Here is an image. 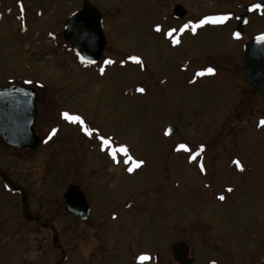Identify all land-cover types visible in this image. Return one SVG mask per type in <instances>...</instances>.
Returning a JSON list of instances; mask_svg holds the SVG:
<instances>
[{
  "label": "rangeland",
  "instance_id": "1",
  "mask_svg": "<svg viewBox=\"0 0 264 264\" xmlns=\"http://www.w3.org/2000/svg\"><path fill=\"white\" fill-rule=\"evenodd\" d=\"M84 1L40 0L41 18L27 33L15 21L0 24V88L25 84L38 91L35 130L43 140L35 151L0 142V264H56L62 258L47 250V238L37 246L33 224H23V199L32 212L53 216L65 230L63 250L82 245L76 236L81 222L67 211L70 185L85 190L96 205L99 218L90 221L89 230L101 224L112 236L117 225L111 218L112 199L133 194L137 205H153V214L164 200L163 210H157L164 217L153 215L151 232L199 221L205 234L197 246L203 264L215 259L216 250L235 252L239 262L248 255L254 259L264 248V95L245 80L243 49L264 35V13L248 14L243 39L236 37L235 27L247 6L264 0H88L102 13L107 40L103 61L93 66L83 65L61 40L65 21ZM177 5L187 11L183 19L173 17ZM217 15L229 19L202 26L195 34L185 29L178 37L185 23ZM170 29H177L173 37L179 44L166 35ZM134 56L143 63L131 61ZM108 59L115 63L105 64ZM208 62L215 64L216 73L197 75ZM63 112L81 116L94 130L93 138L79 124L65 121ZM171 127L175 131L169 134ZM99 136L110 139L112 147H127L128 156L118 152L114 161L101 150ZM179 144L187 150H177ZM200 147L207 149L200 159L207 166L204 172L192 158ZM235 156L243 171L233 163ZM140 160L144 164L137 168ZM146 219L124 220L118 229H146ZM142 246L150 249L152 244Z\"/></svg>",
  "mask_w": 264,
  "mask_h": 264
},
{
  "label": "flooded vegetation",
  "instance_id": "2",
  "mask_svg": "<svg viewBox=\"0 0 264 264\" xmlns=\"http://www.w3.org/2000/svg\"><path fill=\"white\" fill-rule=\"evenodd\" d=\"M22 8L23 10H21ZM80 10H82V8ZM41 11L40 0H0V24L3 25L8 20L15 21L18 23L21 33H27L30 31L33 25L38 23V20L41 18ZM79 11H77L76 13H78ZM33 12L34 17L31 19L30 16H32L31 14ZM177 34L179 37H181L186 34V32L185 30L183 32L178 30ZM239 38L243 39L244 34ZM61 40L64 45L68 47V51H73L77 58H79L77 55L78 52L74 51L71 45L64 40V27L61 34ZM50 41H56V37H50ZM208 61H210V59H208ZM209 67L215 69L216 73L217 69L215 67V64L210 62H208L207 65L205 64L199 67L198 71L199 73L204 72L205 75L203 76L211 77L213 75L207 74L206 71ZM22 85L29 87L25 84ZM251 89L256 92L253 88ZM36 97V106L38 110V104H40V96L37 90ZM0 142L6 145V143L1 138ZM6 146L9 147L8 145ZM9 148L16 149L12 147ZM201 148L202 147L194 150L192 157H195V159L193 160L202 163L205 170H207V166L205 165V163L203 161H200V159H202L203 157V153L207 149L203 148L204 150L201 152ZM239 159V157L235 156L233 157L232 161H234L233 163H235V161H239ZM235 166L237 167L236 163ZM16 187L20 189V187H18L17 185ZM16 187H10L9 189L15 191L17 190ZM80 189L84 193L86 202L88 203L90 208V212L86 220L80 219L78 216L70 214L81 222L83 229L79 233L76 232V236L81 238L82 245L80 247H76L75 245L74 247H69L66 250H63V246L60 242L61 235L63 234L62 232H65V230L62 227L58 226L56 219L53 216H51L49 219H45L46 217L44 215L36 213V211L32 212L31 208L26 204L27 200L23 199L25 216V222H23V224L25 225V227L31 226V224H33L30 231H32L33 237L37 239V246L41 245L39 243L40 240L42 241L46 238L49 239V244L46 245L47 250L58 251V254L62 255V258L56 264H68V262H70L72 259L76 261L75 264H203L200 261L199 252L197 251L198 247H201V236H205V234L201 235L198 225L196 224V222L199 221H194L192 224L187 225L185 228L177 230L170 231L169 229H161L157 232H151L149 231V227H151L152 225L153 215H159L161 219L162 217H164L163 214L157 213L158 209H160V211L163 210L162 202L164 200H159L156 203L155 214H153L151 212L153 209V205L149 203L137 205L131 192L127 196L132 194V197L123 198L122 200L115 198L112 199L114 205L112 211L114 212L112 213L111 218L117 225L116 230H114L113 232V235L110 236L109 230L100 229L101 224L98 225L94 230L88 229L90 221L97 220L99 218V215L96 214V205H94L90 201L87 192L82 188ZM208 190L210 192L212 191V189ZM22 195L27 196V192H24ZM140 208H143V210ZM137 212L146 213L136 214ZM139 215H144L146 216V218H148L143 224L146 229H140L139 231L118 229L121 228L122 221L128 220L133 223V221L138 220ZM63 226L68 225L64 223ZM19 228L18 230H20ZM70 231L72 230H69V232ZM244 242L248 243V239H244ZM144 243H151L152 246L150 247V249H143L145 248L142 246ZM136 244L141 245V247L137 248L135 246ZM212 248V250H214V247ZM38 249L41 250L40 248ZM257 252L258 253L257 255H255L254 259H252V255H248L246 256V260L239 262L235 260V252L233 253V255H231L229 252L218 254V251L216 250V253L213 251V254L215 256L213 258L215 259H211L204 264H226L220 262L219 257L221 256L229 257L230 261L228 262V264H264V248ZM142 256L147 257L148 259L141 260Z\"/></svg>",
  "mask_w": 264,
  "mask_h": 264
},
{
  "label": "water",
  "instance_id": "3",
  "mask_svg": "<svg viewBox=\"0 0 264 264\" xmlns=\"http://www.w3.org/2000/svg\"><path fill=\"white\" fill-rule=\"evenodd\" d=\"M255 4L264 6V3L249 5L245 9V15L237 18L239 24L236 33L239 32L240 36L248 22V13L254 11L252 8ZM186 15L187 11L183 6L175 7V18L183 19ZM257 37L244 46L243 73L246 82L259 94L264 95V54L260 52L264 49V44L258 43ZM64 40L86 59L94 61L93 63L99 62L107 45L100 11L85 1L83 9L66 21ZM17 89L20 91H16ZM25 92L28 95H23ZM36 102L34 89L21 85L0 89V138L9 147L35 151L41 145V139L34 129L37 119ZM173 131L175 127L169 129V133ZM65 200L69 214L87 219L90 208L79 186H70L66 191Z\"/></svg>",
  "mask_w": 264,
  "mask_h": 264
},
{
  "label": "snow or ice",
  "instance_id": "4",
  "mask_svg": "<svg viewBox=\"0 0 264 264\" xmlns=\"http://www.w3.org/2000/svg\"><path fill=\"white\" fill-rule=\"evenodd\" d=\"M257 9H260L262 11V13H264V6H262L261 4H255L252 8V10H257ZM23 10V8L21 9ZM229 19V16L228 15H217V16H205L203 19L199 20L197 23H192V22H188V23H185L183 25V27L181 29H179V31L183 32L185 29H190L192 31L193 34L196 33L197 29L201 28L202 26H205V25H217V24H222L224 22H226L227 20ZM155 31L156 32H160L161 31V26L159 24L156 25V28H155ZM177 31V29H170L166 35L170 38H172V44L173 45H177L179 44V40L174 38L173 37V33H175ZM236 37L239 38L240 36V33L237 32L236 34ZM257 42L260 43V44H264V35H261V36H258L256 38ZM261 54H264V49H261L260 50ZM81 63H86V64H90V63H93L94 61H91V60H88L86 59L84 56L80 55V53L78 52L77 53ZM131 59L138 63V64H142L143 61L141 60V58L139 57H131ZM105 64H113L115 63V61L111 60V59H108V60H105L104 61ZM207 74L209 75H214L215 74V69L209 67L207 68ZM104 72V69H101V73L103 74ZM197 75L199 76H203L205 75L204 72H200V73H197ZM25 83H28V84H31L32 81H25ZM16 91H20V89H17ZM138 91L140 92H144L145 89L143 88H140L138 89ZM23 95H28V93H23ZM62 117L65 121L69 122V123H74V124H79L81 126V129L82 131L84 132V134L86 136H88L89 138H93V134H94V130L92 128H90L86 123L85 121L82 119L81 116L79 115H70L68 112H63L62 113ZM260 126H264V119H262L260 121ZM57 132L56 129H53L52 130V135H55ZM52 137L49 136V139H51ZM99 140H100V147H101V150L102 151H106L108 155L111 156V158L115 161L116 160V156H117V153H123L124 156H128V153H129V150L127 147L121 145L119 146L118 148L116 147H112V144L113 142L104 137V136H99ZM47 142V141H45ZM110 149V151H108ZM177 150H187V146L185 144H179L178 147H177ZM203 147L201 148V152L203 151ZM193 159H195V157H192ZM237 167L239 168V170L243 171V165L240 164L239 161H235ZM144 164V161L140 160V161H137L136 162V167L139 168L140 166H142ZM129 172H132L133 171V168H128L127 169ZM200 170L202 172L205 171V168H204V165L201 163L200 164ZM229 192L232 191L231 188L228 189ZM219 199L220 200H224L225 197L223 195L219 196ZM148 259L147 257H141V260H146Z\"/></svg>",
  "mask_w": 264,
  "mask_h": 264
}]
</instances>
